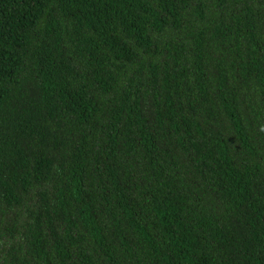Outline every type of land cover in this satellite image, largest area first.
<instances>
[{
	"label": "trees",
	"instance_id": "trees-1",
	"mask_svg": "<svg viewBox=\"0 0 264 264\" xmlns=\"http://www.w3.org/2000/svg\"><path fill=\"white\" fill-rule=\"evenodd\" d=\"M0 264H264V0H0Z\"/></svg>",
	"mask_w": 264,
	"mask_h": 264
}]
</instances>
